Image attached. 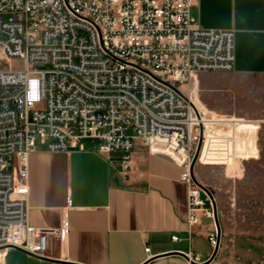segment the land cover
Segmentation results:
<instances>
[{
    "label": "built area",
    "instance_id": "1",
    "mask_svg": "<svg viewBox=\"0 0 264 264\" xmlns=\"http://www.w3.org/2000/svg\"><path fill=\"white\" fill-rule=\"evenodd\" d=\"M196 1L0 0V61L20 62L0 69V252L48 251V232L28 221L29 157L39 145L66 152L97 141L101 154L120 153L124 174L137 141L180 157L189 232L200 213L214 220L190 174L197 148L201 164L251 158L238 145L253 137L256 148L259 125L249 121L253 132L239 133L240 118L209 121L184 89L195 74L230 72L235 61L234 32L201 28ZM68 234L64 215L58 236ZM216 240L215 229L213 249ZM185 254L190 264L206 261Z\"/></svg>",
    "mask_w": 264,
    "mask_h": 264
},
{
    "label": "crops",
    "instance_id": "2",
    "mask_svg": "<svg viewBox=\"0 0 264 264\" xmlns=\"http://www.w3.org/2000/svg\"><path fill=\"white\" fill-rule=\"evenodd\" d=\"M191 14L201 28L234 32L233 73L264 75V0H197ZM178 160L137 141L124 174L120 153L101 154L97 141L66 152L39 145L29 157L28 221L48 232V251L37 257L9 248L0 264H190L178 254L190 251L207 260L215 222L200 213L189 232ZM64 215L69 234L60 240Z\"/></svg>",
    "mask_w": 264,
    "mask_h": 264
},
{
    "label": "rangeland",
    "instance_id": "3",
    "mask_svg": "<svg viewBox=\"0 0 264 264\" xmlns=\"http://www.w3.org/2000/svg\"><path fill=\"white\" fill-rule=\"evenodd\" d=\"M11 64L20 62L0 61V69ZM197 81L193 80L195 98L209 121L240 118L239 133L253 132L249 121L259 125L256 148L253 137H243L238 145L240 151L255 152L253 157L194 166L196 179L216 201L222 229L220 249L211 264H264V75L201 72Z\"/></svg>",
    "mask_w": 264,
    "mask_h": 264
},
{
    "label": "water",
    "instance_id": "4",
    "mask_svg": "<svg viewBox=\"0 0 264 264\" xmlns=\"http://www.w3.org/2000/svg\"><path fill=\"white\" fill-rule=\"evenodd\" d=\"M199 150H200V144H199V146L197 148V152H196V154H195V156L193 158V161L191 163V166H190V174H191L193 180L204 191V193L207 195V197L211 201V206H212L213 213H214V222H215V226H216L217 240H216V244L214 246V249H213V252H212L211 256L205 262H202V263H194V264H211L214 261V259L216 258L217 254L219 252V249H220L221 237H222V229H221V225H220V221H219V217H218L217 204H216V201H215L212 193L203 184H201L196 179L195 174H194V166L197 163V158H198ZM12 248H16V249L22 250L23 252H26L28 254H31V255H34V256H37V257H43V256H38V255H35V254H32V253H29V252H27V251H25V250H23L21 248H18V247H12ZM178 254L180 256L184 257L187 260L189 259L188 256L185 253L179 252ZM149 261L150 260H148V262ZM148 262H145V264H147Z\"/></svg>",
    "mask_w": 264,
    "mask_h": 264
},
{
    "label": "bare ground",
    "instance_id": "5",
    "mask_svg": "<svg viewBox=\"0 0 264 264\" xmlns=\"http://www.w3.org/2000/svg\"><path fill=\"white\" fill-rule=\"evenodd\" d=\"M193 80H194V78H193ZM194 82H195V80H194ZM187 89L190 92V99L192 100V102L199 108V110H201V112L207 114L205 112V110L198 104L197 99L195 98L196 91H195V85H194L193 81H192L191 85L189 87H187ZM207 115L210 117L209 114H207ZM217 120H222V119H217Z\"/></svg>",
    "mask_w": 264,
    "mask_h": 264
}]
</instances>
